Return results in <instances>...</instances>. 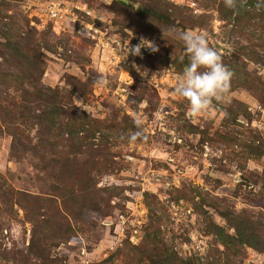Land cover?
Returning a JSON list of instances; mask_svg holds the SVG:
<instances>
[{"label":"rangeland","instance_id":"rangeland-1","mask_svg":"<svg viewBox=\"0 0 264 264\" xmlns=\"http://www.w3.org/2000/svg\"><path fill=\"white\" fill-rule=\"evenodd\" d=\"M258 2L0 0V264H264ZM169 29L206 35L234 73L195 117ZM141 39L159 52L127 62L146 78L114 65Z\"/></svg>","mask_w":264,"mask_h":264},{"label":"clouds","instance_id":"clouds-1","mask_svg":"<svg viewBox=\"0 0 264 264\" xmlns=\"http://www.w3.org/2000/svg\"><path fill=\"white\" fill-rule=\"evenodd\" d=\"M239 3L240 0H224L225 7L229 9H235ZM261 6H264V0H259L257 7ZM167 36L182 41L189 56V64L184 68L174 89L175 95L188 101L190 106L188 115L195 117L209 111L214 102H223L230 93L234 73L223 63L220 54L210 46L206 35L190 31L177 32L175 29H169ZM144 48L150 49L153 53L159 52V48L154 43L141 39L136 45H131L130 42L124 47L121 53L124 57L123 60H127L129 56L142 58V49ZM132 66L142 77H148L146 70L141 71L135 63ZM153 78L154 75L148 81L149 84L152 83ZM97 84L103 87L107 81L100 78ZM134 123L137 131L127 137L129 143L145 138L142 119L137 117Z\"/></svg>","mask_w":264,"mask_h":264},{"label":"built area","instance_id":"built-area-1","mask_svg":"<svg viewBox=\"0 0 264 264\" xmlns=\"http://www.w3.org/2000/svg\"><path fill=\"white\" fill-rule=\"evenodd\" d=\"M64 9H65V6L63 4L57 1H53L49 4L48 12L51 13L53 17H62L63 15L68 14V11L66 10L64 11ZM114 65L117 66L121 70L126 69L127 65L131 66V64H129L127 60H123L122 57H120L119 59L116 58Z\"/></svg>","mask_w":264,"mask_h":264},{"label":"trees","instance_id":"trees-1","mask_svg":"<svg viewBox=\"0 0 264 264\" xmlns=\"http://www.w3.org/2000/svg\"><path fill=\"white\" fill-rule=\"evenodd\" d=\"M143 13L145 14H151V15H161L158 12L154 11V10H143Z\"/></svg>","mask_w":264,"mask_h":264}]
</instances>
